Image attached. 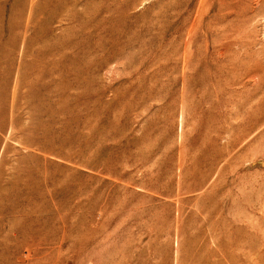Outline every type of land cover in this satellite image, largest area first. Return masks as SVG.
<instances>
[{"label": "rangeland", "instance_id": "rangeland-1", "mask_svg": "<svg viewBox=\"0 0 264 264\" xmlns=\"http://www.w3.org/2000/svg\"><path fill=\"white\" fill-rule=\"evenodd\" d=\"M0 264H264V0H0Z\"/></svg>", "mask_w": 264, "mask_h": 264}, {"label": "bare ground", "instance_id": "bare-ground-1", "mask_svg": "<svg viewBox=\"0 0 264 264\" xmlns=\"http://www.w3.org/2000/svg\"><path fill=\"white\" fill-rule=\"evenodd\" d=\"M38 221V220H37ZM38 223H39V221H38ZM28 252V251H27ZM26 256V255H25Z\"/></svg>", "mask_w": 264, "mask_h": 264}]
</instances>
